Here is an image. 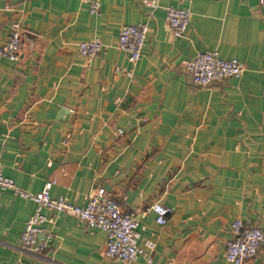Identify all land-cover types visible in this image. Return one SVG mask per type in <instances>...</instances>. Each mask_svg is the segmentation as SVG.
Instances as JSON below:
<instances>
[{
	"label": "crops",
	"instance_id": "0c3cea01",
	"mask_svg": "<svg viewBox=\"0 0 264 264\" xmlns=\"http://www.w3.org/2000/svg\"><path fill=\"white\" fill-rule=\"evenodd\" d=\"M99 1L92 14L91 0H0V44L13 19L23 29L20 58L0 57L3 173L30 192L52 181V196L77 204L104 186L141 215L140 239L156 242L151 264H228L234 219L264 230L263 9L257 0ZM170 5L190 9L186 36L168 27ZM134 23L149 26L136 63L117 45ZM93 37L104 49L89 60L78 46ZM198 50L245 69L199 86L182 66ZM155 200L171 208L166 224L148 209ZM34 210L0 190V264H123L104 254L105 230L51 209L50 247L26 250L20 234ZM248 264H264V241Z\"/></svg>",
	"mask_w": 264,
	"mask_h": 264
},
{
	"label": "built area",
	"instance_id": "2783aa9c",
	"mask_svg": "<svg viewBox=\"0 0 264 264\" xmlns=\"http://www.w3.org/2000/svg\"><path fill=\"white\" fill-rule=\"evenodd\" d=\"M144 1L153 7L158 5L157 0ZM257 1L264 14V0ZM100 10L101 2L91 0L89 11L97 14ZM190 19L189 8L176 5L167 7L166 22L175 36H186ZM148 29L147 23L124 24L121 27L117 45L133 63L142 56ZM22 30L19 19H13L10 22L6 41L0 44V57L9 60L20 58L23 47ZM103 49L104 44L99 37L83 40L78 46L79 52L89 60L100 54ZM182 66L195 84L207 88L214 82L240 76L245 69V64L237 57L224 58L217 50H198L192 57L183 59ZM117 70L133 76L132 70L123 67H118ZM119 131L122 133L123 130L119 128ZM51 185L52 181L47 182L39 192H30L18 186L11 177L3 173L0 158V190L11 189L15 194L35 202V210L26 220L20 234L23 248L40 253L50 247L55 232L44 225L48 217L43 210L51 209L58 212H70L82 222L105 230L107 233L105 255L116 258L123 264H132L139 260L147 264L153 262L156 242L152 238L140 239L144 228L141 215L135 211L123 210L119 202L107 194L104 186L92 188L85 196V203L77 204L71 202L66 193L52 196ZM148 209L156 213L158 223H167V216L171 212L169 206L155 200ZM231 229L232 237L228 239L225 251L226 260L228 264H248V260L257 255L261 248L264 230L258 224L245 222L241 218L233 220Z\"/></svg>",
	"mask_w": 264,
	"mask_h": 264
}]
</instances>
